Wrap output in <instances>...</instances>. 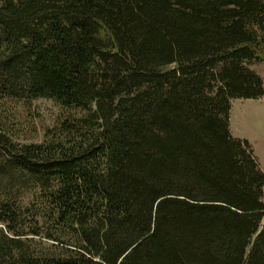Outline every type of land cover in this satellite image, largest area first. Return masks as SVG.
I'll return each instance as SVG.
<instances>
[{
    "label": "trees",
    "instance_id": "16d2710c",
    "mask_svg": "<svg viewBox=\"0 0 264 264\" xmlns=\"http://www.w3.org/2000/svg\"><path fill=\"white\" fill-rule=\"evenodd\" d=\"M262 63L264 0H0V264H264ZM39 100L57 140L18 142Z\"/></svg>",
    "mask_w": 264,
    "mask_h": 264
},
{
    "label": "rangeland",
    "instance_id": "374dc122",
    "mask_svg": "<svg viewBox=\"0 0 264 264\" xmlns=\"http://www.w3.org/2000/svg\"><path fill=\"white\" fill-rule=\"evenodd\" d=\"M255 72L264 80V63L255 65ZM257 107H264V99L261 100H235L233 104V116L237 131L242 129L244 134L250 135L254 147L264 163V125L263 123L253 124L252 127L241 126L240 115L246 110H255ZM7 125V132L21 143H48L56 141L59 134L60 124L64 120V111L54 102L39 100L32 103L9 102L6 111L3 113ZM241 132V131H240ZM252 144V143H251ZM8 176H0V187L3 188ZM16 185V184H15ZM19 187V185H18ZM19 197V203L28 205L33 199L36 191H24ZM4 226L0 225V229Z\"/></svg>",
    "mask_w": 264,
    "mask_h": 264
},
{
    "label": "crops",
    "instance_id": "0c3cea01",
    "mask_svg": "<svg viewBox=\"0 0 264 264\" xmlns=\"http://www.w3.org/2000/svg\"><path fill=\"white\" fill-rule=\"evenodd\" d=\"M253 70H255L254 66L252 67ZM248 101H253V100H248ZM234 104V101H233ZM232 104V107H233ZM233 110V108H232ZM241 126L244 127H252L253 124H258V123H263L264 125V107H257L255 110H250V109H246L241 115ZM236 123H235V117L233 116V112H231V133L232 135L237 138V139H243V140H247L250 142V144L252 145L255 155L258 159V162L261 166L262 171L264 172V163L262 162V159L259 157L254 144H253V139L250 135L244 134L242 129H240V131H237L236 127H235ZM237 126V125H236ZM239 127V126H237ZM264 135V133H263Z\"/></svg>",
    "mask_w": 264,
    "mask_h": 264
}]
</instances>
